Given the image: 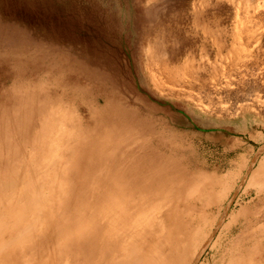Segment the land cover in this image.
<instances>
[{"label":"bare ground","instance_id":"6f19581e","mask_svg":"<svg viewBox=\"0 0 264 264\" xmlns=\"http://www.w3.org/2000/svg\"><path fill=\"white\" fill-rule=\"evenodd\" d=\"M28 9L14 12L11 26L0 22V39L12 42L9 48L0 42V264H264V160L250 170L240 195L254 191L253 201L228 214L235 199L227 200L242 173L189 174L155 149L185 150L202 140L235 149L247 144L194 136V126L172 112L184 97L177 90L208 89L201 68L189 58L156 59L161 40L149 42L139 87L118 47L83 23L90 12H79L76 21L69 14L60 18L51 6L41 11L31 2ZM147 10L144 41L155 33ZM241 25L231 48L215 39L217 54L229 48L232 67L248 62L260 30L255 33L258 23L254 30ZM218 83L217 92L234 86ZM194 99L205 113L255 111L264 118L247 99L227 110ZM73 105L82 115L79 126Z\"/></svg>","mask_w":264,"mask_h":264},{"label":"rangeland","instance_id":"374dc122","mask_svg":"<svg viewBox=\"0 0 264 264\" xmlns=\"http://www.w3.org/2000/svg\"><path fill=\"white\" fill-rule=\"evenodd\" d=\"M244 1L245 3L248 2V5ZM31 2L41 5V11L45 7L51 6L56 14L62 15L60 18H64L65 15L69 14L67 17L76 20L73 16H78L79 12H90L91 14H87V16H90L83 23L92 27L93 32L97 31L106 42L118 47L125 66L131 70V74L134 77L133 80L139 87H143L140 72L141 61H143L142 54L144 45H148L149 42L154 45L159 39L161 40V44L158 43L155 48L156 51H154L157 56L156 59L162 56L163 58L166 57L165 59L174 58L177 61L189 58L196 67H200L204 72V76L207 77L208 89L205 93H199L196 90L189 91L187 95L181 92L182 89L180 91L177 90L178 92H176L184 97L182 100H177L173 103L172 112L187 126H194L191 129V133L194 136L204 139L222 137L228 140L243 141L247 144L235 149L228 146H220L210 140L207 142L202 140L200 143L194 142L193 147L185 150L181 148L173 151L167 147L161 149L160 145H157L155 149L158 153L167 157L166 160L169 163L177 162L175 170H184L189 172V174H193L192 172L199 174L205 172L204 174L206 175H221L230 172L240 175L242 173L241 178L233 183L234 190L232 193L230 192V198L227 200L228 204L231 199H235L228 214L235 209L238 210L241 206H245L247 203L250 205L255 192L253 191L252 197L245 198L244 196L245 199L240 197V195H243L247 188L250 170H256L260 162L264 160V118L258 116L255 111L241 112L232 116L205 113L204 110L198 107L194 98L200 97L204 101L207 99V102L219 103L221 104L219 110H224V108L227 110L240 99H247L245 102L255 103L260 109L264 110V0H0V22H8L7 24L10 26L13 25L11 23L17 18V14L14 12L31 11L28 9ZM249 3L250 7H248ZM144 8L148 9L147 13H145V15L147 14L146 19L154 16V22H152L154 25L151 27L153 28V33L155 32L146 41L142 38L144 29L141 22L144 18L142 15ZM150 8L154 10V13L149 10ZM248 11L251 15L249 20L244 17ZM254 12L258 13V15ZM241 17L244 18L242 19ZM76 21H79V19ZM241 21H245V23H242L243 26L248 25L247 27L250 28H257L258 23L260 27L254 28L255 33L260 29L261 35L258 32L255 35L257 38H252L255 43L253 42L254 44H252L250 42L251 45H255L252 46L253 49L251 48L253 55L250 53L252 55L250 57H253V59L249 57L250 61L249 59L246 60L250 63L246 62L242 63L243 66L232 67L228 50L231 48V43L236 40L234 35L237 27H240ZM79 26L82 30L80 23ZM205 26H208L211 30L207 32ZM261 26H263L262 30ZM39 33L46 35L47 31L39 29ZM216 37H222L226 46L229 47H226L221 54H217ZM248 38L245 37L242 41H246ZM256 39H259V41L257 40V42ZM237 41L240 42L241 40ZM0 42H2L1 39ZM2 44L8 48L12 46L11 41L2 42ZM165 47L167 50H164L166 49ZM241 76H244L245 80ZM238 80H241V85ZM220 81L222 83L231 81L234 86L232 85L226 92H217L213 87ZM214 94L216 95L214 96ZM223 94H227L226 97H223ZM71 107L74 108V123L79 126L82 115L75 105ZM71 135L73 134L71 133ZM250 135H254V138L249 141L246 138ZM68 136L67 140H75L74 136H71V138L70 134ZM151 137V135H148V138ZM167 152L176 153L182 159L175 161ZM239 162L242 165H239ZM243 165H245V168L242 169ZM199 169L201 170L199 171ZM49 182L52 183L53 181L46 180V183ZM51 183L49 184L53 188L59 189L57 184L55 186ZM62 184L63 182L59 187L63 186ZM236 191H239V196L237 195V197L234 196ZM260 195L264 199V193ZM53 196L58 197L57 195ZM211 213L218 215V210L215 209ZM211 255L212 252L208 251L202 260L205 261Z\"/></svg>","mask_w":264,"mask_h":264}]
</instances>
